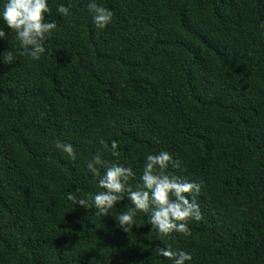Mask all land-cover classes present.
Instances as JSON below:
<instances>
[{
  "label": "trees",
  "instance_id": "16d2710c",
  "mask_svg": "<svg viewBox=\"0 0 264 264\" xmlns=\"http://www.w3.org/2000/svg\"><path fill=\"white\" fill-rule=\"evenodd\" d=\"M97 2L103 30L87 0H49L39 60L0 21V264H170L157 244L185 264H264V0ZM161 150L199 185L187 235L160 236L142 212L124 233L130 201L98 215L67 199L102 190L85 167L97 152L132 168L135 190Z\"/></svg>",
  "mask_w": 264,
  "mask_h": 264
},
{
  "label": "clouds",
  "instance_id": "9594fccd",
  "mask_svg": "<svg viewBox=\"0 0 264 264\" xmlns=\"http://www.w3.org/2000/svg\"><path fill=\"white\" fill-rule=\"evenodd\" d=\"M86 8L97 29L103 30L111 23L112 12L97 0H87ZM49 12V0H0V21L10 32H15L20 55L26 54L33 60H39L40 55L45 52L44 41L57 26L54 19L47 18ZM57 12L64 15L67 8L61 5ZM5 36V31L0 29V40H4ZM110 146L112 155L116 156L117 143L111 141ZM55 147L66 153L70 159H75L71 144L55 141ZM170 165L175 168L179 166V162L173 160L167 151L146 154L139 176L140 185L133 190L127 183L130 177L135 176L132 168L115 162L109 164L97 152L91 156L85 167L102 190L86 193L84 198L79 199L71 192L66 197L84 208L90 204L98 215H108L110 209L118 206L120 202L130 201L132 207L119 212L114 218L115 226L124 233L141 226L135 217L137 212H142L160 236H168L173 232L187 235L189 220H200L201 213L195 200L184 194L198 191L199 185L168 174L166 169ZM154 247L156 254L168 258L170 264H185L192 260L191 253L183 249H174L163 244Z\"/></svg>",
  "mask_w": 264,
  "mask_h": 264
}]
</instances>
